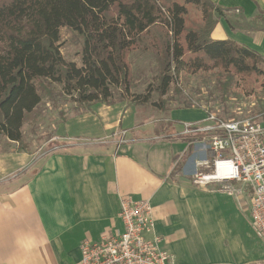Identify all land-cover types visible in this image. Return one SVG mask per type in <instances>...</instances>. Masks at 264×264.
I'll list each match as a JSON object with an SVG mask.
<instances>
[{"label":"crops","instance_id":"obj_1","mask_svg":"<svg viewBox=\"0 0 264 264\" xmlns=\"http://www.w3.org/2000/svg\"><path fill=\"white\" fill-rule=\"evenodd\" d=\"M210 1L242 9L247 20L264 12V0ZM211 38L232 40L264 57V33L232 32L220 19ZM182 112L202 113H168L164 118L172 125L163 135L156 132L158 123L143 121L130 108L93 104L61 128L71 136L53 137L74 142L72 153L56 149L32 162L29 153L0 152V264H78L82 242L119 228L124 197L149 201L154 227L148 237L160 240L175 264L264 262V247L251 244L258 239L249 214L240 215L241 208L247 212L246 199L230 200L218 186L191 182L205 156L200 145L182 136L177 118ZM105 140L109 144L98 151L90 147L91 141ZM233 207L236 214L230 213Z\"/></svg>","mask_w":264,"mask_h":264},{"label":"trees","instance_id":"obj_2","mask_svg":"<svg viewBox=\"0 0 264 264\" xmlns=\"http://www.w3.org/2000/svg\"><path fill=\"white\" fill-rule=\"evenodd\" d=\"M183 2L0 0V136L20 144L26 117L52 85L80 109L111 106L114 90L130 99L128 59L143 41L160 59V97L169 91L172 72L180 71L214 73L223 92L233 85L250 96L264 87V57L232 40L211 38L220 19L232 32L264 33V12L247 20L240 8L223 9L210 0ZM185 5L200 10L201 24L186 23ZM62 28L83 38L80 67L60 52Z\"/></svg>","mask_w":264,"mask_h":264},{"label":"rangeland","instance_id":"obj_3","mask_svg":"<svg viewBox=\"0 0 264 264\" xmlns=\"http://www.w3.org/2000/svg\"><path fill=\"white\" fill-rule=\"evenodd\" d=\"M174 1L184 5L183 0ZM185 8L187 10L186 23L189 26L201 24L200 10L190 5H185ZM59 35L60 52L64 60L73 62L77 67H80L83 38L67 28L60 29ZM158 38L162 41L160 34H157ZM148 42L143 41L138 50L132 52L128 59L132 80L130 99L121 97L119 90H114L111 107L118 105L120 108H130L142 117L143 121L152 119L154 124L158 123L156 132L163 135L166 128L172 125L164 117L173 111L197 110L201 111L203 115L214 113L225 120H251L264 123V87L257 88L250 96L233 85H230V90L227 92L219 91L216 88L214 73L189 75L183 71L177 74L172 72L173 82L169 91L166 96L160 97L158 92L160 59L149 47ZM49 89L50 93H43V101L37 111L26 117L22 128V142L15 144L0 136V152L6 154L29 153L32 155V162H36L45 153L56 151V149L62 150L60 152L63 153L74 151L76 148L74 142L67 145L66 141H58L53 137L71 136L66 132L62 134L61 128H64L74 118L84 116L89 107L93 105L80 109L69 97L60 93L58 86L52 85ZM139 101L140 104L136 103ZM143 101L145 103H142ZM160 108L163 110L161 111ZM202 113L182 112V114H177L178 123L180 125L194 123L193 121L198 122L203 119ZM115 136H119V131ZM91 143L90 147H95L94 150L98 151L99 147H106L109 140L91 141ZM11 177L13 174L7 175L4 181ZM231 198L230 200H233ZM230 210V213L236 214L234 207ZM239 211L240 215L248 217L246 210L241 208ZM251 244L259 248L264 247L261 241L256 239L251 241Z\"/></svg>","mask_w":264,"mask_h":264},{"label":"built area","instance_id":"obj_4","mask_svg":"<svg viewBox=\"0 0 264 264\" xmlns=\"http://www.w3.org/2000/svg\"><path fill=\"white\" fill-rule=\"evenodd\" d=\"M182 128V136L200 145L205 156L191 182L245 198L252 232L264 245V123L208 113L202 122ZM117 219L119 228L112 235L81 243L78 264H175L160 249V240L148 237L154 227L149 201L121 198Z\"/></svg>","mask_w":264,"mask_h":264}]
</instances>
